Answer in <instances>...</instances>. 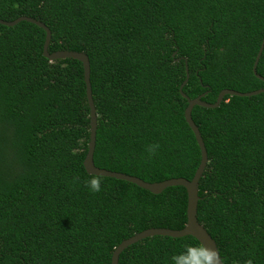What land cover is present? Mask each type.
<instances>
[{
	"label": "trees",
	"instance_id": "obj_1",
	"mask_svg": "<svg viewBox=\"0 0 264 264\" xmlns=\"http://www.w3.org/2000/svg\"><path fill=\"white\" fill-rule=\"evenodd\" d=\"M20 15L49 28V52L88 56L94 165L144 181L190 179L199 163L182 93L214 102L223 88L264 87L252 71L264 0H0L1 19ZM44 38L27 21L0 24V264H110L123 239L182 228L186 191L154 194L85 172L82 65L45 58ZM255 70L264 77V45ZM191 118L207 154L197 220L223 264H264V90L194 105ZM91 178L99 192L85 186ZM186 243L200 245L190 235L148 236L117 264H168Z\"/></svg>",
	"mask_w": 264,
	"mask_h": 264
},
{
	"label": "water",
	"instance_id": "obj_2",
	"mask_svg": "<svg viewBox=\"0 0 264 264\" xmlns=\"http://www.w3.org/2000/svg\"><path fill=\"white\" fill-rule=\"evenodd\" d=\"M19 21H27V22L33 23L41 27L45 31V38H44V42L42 45V54L45 58L49 60H55V59L70 57V58H74L81 62L82 70H83V81L85 85V96H86V102L88 106V116H89V133H88L87 150H86L85 156L82 161L85 172L91 175L108 176V177H113L116 179L125 180L128 182L134 183L135 185L145 190H148L149 192L154 193V194L160 193L164 188L168 186L180 185L185 188V191H186V209H185L186 222L184 226L179 229H173V228H167V227H148V228H145L129 236L128 238L123 239L112 250L111 257H110V264L118 263V255L124 248H126L130 244L137 242L145 237L153 236V235H163V236H171V237H181L184 235H190L194 237L199 242L200 245H204L206 247H214L218 253L217 245L214 239L210 236V234L206 231V229L202 226V224L199 223L196 217L197 201L199 199V196L197 194L198 179L200 178L202 171L205 167V164L207 162V154H206V150H205L204 143L200 135V132L191 118V109L194 105H198V106H202L206 108H213V107H216L221 102V100L223 99V96L226 94L237 95V96H249L251 94H255V93H259L263 91L264 87L256 89V90L248 91V92H240V91L229 89V88H223L216 95L214 102H206L202 100L201 97L203 96L204 93L197 95L194 98H189L188 96L182 93V95L186 98V101H187V104L183 110V116H184V119L187 125L191 129L194 135V138L196 140V143L199 147V151H200L199 163L190 179H186L184 177L179 176V177L167 178V179L156 181V182L144 181L137 176L97 167L93 163L92 156H93V150H94V144H95L96 113H95V107H94V103L92 99L91 86H90V80H89V73H90L89 60H88V56L86 55V53L83 51H75V50H68V49H60V50H54L52 52H49L47 47H48L49 40H50V30L45 24H43L40 20L36 18H33L31 16H26V15L17 16L16 18L12 20H3L0 18V24L5 25V26H12ZM263 45H264V36L262 37L258 50L255 54L252 71L258 78L264 81V77L257 74L255 70L256 64L258 62V58L263 48ZM187 77H188V74L186 72V77L183 80L182 84L180 85L179 90H181V87L185 84ZM218 256H219V253H218ZM218 264H223L220 256H219Z\"/></svg>",
	"mask_w": 264,
	"mask_h": 264
},
{
	"label": "clouds",
	"instance_id": "obj_3",
	"mask_svg": "<svg viewBox=\"0 0 264 264\" xmlns=\"http://www.w3.org/2000/svg\"><path fill=\"white\" fill-rule=\"evenodd\" d=\"M150 151L154 149L150 147ZM85 186L92 192H99L101 184L98 178H91ZM219 256L214 247L185 244L183 249L169 257L168 264H218Z\"/></svg>",
	"mask_w": 264,
	"mask_h": 264
}]
</instances>
